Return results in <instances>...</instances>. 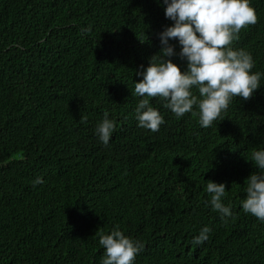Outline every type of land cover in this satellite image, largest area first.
<instances>
[{
  "label": "trees",
  "instance_id": "obj_1",
  "mask_svg": "<svg viewBox=\"0 0 264 264\" xmlns=\"http://www.w3.org/2000/svg\"><path fill=\"white\" fill-rule=\"evenodd\" d=\"M251 4L258 23L233 47L264 73V0ZM165 8L0 0V264H100L96 232L117 225L144 244L135 264H264V222L242 209L245 180L261 171L247 159L264 149V77L211 127L191 113L177 118L158 98L150 102L165 123L138 127L136 73L174 23ZM105 111L116 122L107 146L95 132ZM209 180L227 186L226 222L209 203ZM204 227L209 239L193 245Z\"/></svg>",
  "mask_w": 264,
  "mask_h": 264
},
{
  "label": "clouds",
  "instance_id": "obj_2",
  "mask_svg": "<svg viewBox=\"0 0 264 264\" xmlns=\"http://www.w3.org/2000/svg\"><path fill=\"white\" fill-rule=\"evenodd\" d=\"M163 3L166 18L174 23L159 33L160 52L150 58L146 69L141 65L136 73L142 77L135 82L133 93L140 97L135 109L138 127L158 132L165 123L160 110L150 102L156 98L164 101L163 106L177 118L191 113L198 115L201 127H211L217 120H224L223 114L234 98L250 100L261 87L264 73L253 71L255 61L251 53L233 47L243 29L258 23V14L251 0H163ZM82 31L90 32L91 28ZM170 40H178L179 53ZM176 55L187 62V70L173 62ZM115 130L116 122L105 111L95 129L96 135L107 146ZM247 160L261 171L253 172L245 180L242 209L264 222V149L253 150ZM39 183H43L42 178L33 185ZM226 190L224 183L207 181L212 210L220 213L225 222V218L233 216L231 205L223 203ZM211 231L204 227L194 237L193 245H203ZM96 235L104 249L100 264H135L144 250L141 241L126 236L118 225L110 234L97 231Z\"/></svg>",
  "mask_w": 264,
  "mask_h": 264
}]
</instances>
